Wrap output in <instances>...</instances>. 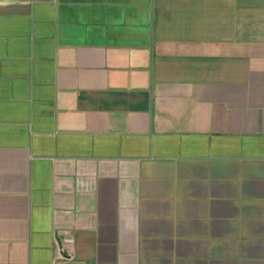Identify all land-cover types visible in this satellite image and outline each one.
I'll use <instances>...</instances> for the list:
<instances>
[{
  "label": "crops",
  "instance_id": "0c3cea01",
  "mask_svg": "<svg viewBox=\"0 0 264 264\" xmlns=\"http://www.w3.org/2000/svg\"><path fill=\"white\" fill-rule=\"evenodd\" d=\"M0 264H264V0H0Z\"/></svg>",
  "mask_w": 264,
  "mask_h": 264
},
{
  "label": "built area",
  "instance_id": "2783aa9c",
  "mask_svg": "<svg viewBox=\"0 0 264 264\" xmlns=\"http://www.w3.org/2000/svg\"><path fill=\"white\" fill-rule=\"evenodd\" d=\"M65 241H70V239L68 238V239H66Z\"/></svg>",
  "mask_w": 264,
  "mask_h": 264
}]
</instances>
